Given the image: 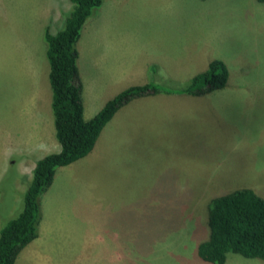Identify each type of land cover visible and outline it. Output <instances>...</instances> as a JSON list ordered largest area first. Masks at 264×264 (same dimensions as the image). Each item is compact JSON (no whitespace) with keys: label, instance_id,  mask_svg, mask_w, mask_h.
<instances>
[{"label":"rangeland","instance_id":"rangeland-1","mask_svg":"<svg viewBox=\"0 0 264 264\" xmlns=\"http://www.w3.org/2000/svg\"><path fill=\"white\" fill-rule=\"evenodd\" d=\"M68 5L0 0V226L17 213L30 179L29 163L18 154L8 161L2 155L17 150L8 149V133L26 127L34 101L49 92L43 26L53 29L58 10ZM101 5L77 42L83 75L97 78V85L109 83L101 100L148 80L165 81L158 70L115 82L118 54L125 49L121 41L136 40L130 34L141 36L147 54L166 52L167 60L179 63L175 82L166 80L165 86L180 88L218 59L227 69L225 87L199 96L202 105L189 102L194 111L176 117L175 106L154 102L141 110L136 104L125 108L120 131L132 145L120 141L122 133L104 131L101 147L57 168L39 197V235L13 264H208L198 259L196 246L207 238L209 200L249 188L264 199V0H101ZM97 34L111 37L95 42ZM92 51L113 56L105 74L95 66L90 70ZM233 98L248 104L219 102ZM224 264L264 261L228 253Z\"/></svg>","mask_w":264,"mask_h":264},{"label":"trees","instance_id":"trees-1","mask_svg":"<svg viewBox=\"0 0 264 264\" xmlns=\"http://www.w3.org/2000/svg\"><path fill=\"white\" fill-rule=\"evenodd\" d=\"M69 9L60 13L58 24L43 26L42 41L50 92L49 109L57 152L34 162L30 179L19 197L15 216L0 226V264H13L19 252L37 236L39 197L50 186L57 168L84 158L114 113L133 99L156 94L199 97L225 87L228 73L221 60L207 62L205 69L184 81L180 88L148 80L126 87L106 100L88 120L83 119L82 83L77 67L76 45L86 20L101 0H67ZM55 27V28H54ZM155 64L145 75L158 72ZM146 81V79H145ZM207 238L196 246V256L208 264H224L226 254L264 261V200L250 189H238L212 197L207 204Z\"/></svg>","mask_w":264,"mask_h":264},{"label":"crops","instance_id":"crops-1","mask_svg":"<svg viewBox=\"0 0 264 264\" xmlns=\"http://www.w3.org/2000/svg\"><path fill=\"white\" fill-rule=\"evenodd\" d=\"M104 4L102 3L101 8H103ZM62 11V10H61ZM58 15L60 18V10H58ZM95 13V17L100 16L101 14ZM56 23V25L59 22ZM54 19V17H52ZM97 22V20H96ZM99 22V21H98ZM47 24V23H46ZM55 25V26H56ZM92 27V24H91ZM83 28V27H82ZM96 37V38H95ZM94 41H107L109 35H103V34H97L95 35ZM111 37V35H110ZM109 37V39H110ZM131 38H135V43L133 45H130L125 40L121 41L122 43H125L123 47L125 48L122 52L118 54L119 60L117 61V72L120 74L119 77L115 79V82H118V80L122 78H129L132 76L139 75L140 77L142 74H145L146 68L150 64L157 65L158 69L162 72V74L165 75V78H168L170 80H176L174 79V75H178L180 73V65L178 62H174L172 57L170 56L168 60L165 58L166 52H158L155 56L149 55L146 53V46L145 44H141L139 42L141 36H132L130 34ZM108 39V41H109ZM107 41V42H108ZM127 43V44H126ZM78 43L76 45L77 50V59H76V67L78 71V75L80 78V81L82 83V92H81V100H82V107H83V119L88 120L90 119L103 105V103L106 100H101V96L103 93H105V90L108 89L109 83L106 81L105 85H97L98 79H87L83 75V66L81 64V59L79 55V49L77 48ZM132 50V52L130 50ZM97 50V47L96 49ZM135 56L137 59L136 61H131L130 58ZM112 55H102L100 53H97L96 51L91 52V61L89 62V68L91 71L95 70L94 66L97 67L96 70H99L105 74V70L107 67H110L111 64H113L112 61ZM111 60V61H110ZM189 60H187L186 66L188 67ZM193 65V61H192ZM178 68V69H177ZM46 75V73H45ZM145 81V80H143ZM144 82H142L143 84ZM118 93V92H117ZM40 98V97H38ZM37 99V98H36ZM39 100V99H38ZM45 100V102H43ZM198 102L202 105V102H204V98L200 97H194L189 95H179V94H156L141 98H136L128 102L127 104L120 107L112 116V118L105 124V126L102 128L101 132L98 135V138L96 139L94 146L92 149H97L101 147V138L103 136L104 131H112L115 133H122L120 131L121 122L125 115H123V110L129 106H133L136 104L135 108H138L141 110V107L147 106L149 103L154 102V104H160L163 106H171L176 107V115L177 112L186 110L187 112H191L194 110H191V105L189 102L191 101ZM49 101H50V92L46 91L44 92V98L39 101H34V107L32 108V113L30 114L33 116V119L27 120L26 127L25 124L20 128V126H17L16 130H11L8 133V138L10 137L12 139V142L10 141V146L8 149H17L16 151H5L2 155L5 156V159L8 161L10 157H13V155L18 154L22 158V163H29V173L28 176H30L31 169L33 168L34 162L39 159L40 157L48 154L57 152L59 150V146L55 141L54 138V130L52 126V118L50 115V109H49ZM225 99H222L220 104L223 106L225 105H245L248 103H241L242 99L233 98L229 100L228 102H225ZM236 102V103H235ZM211 110V109H210ZM236 112V111H235ZM232 113V112H231ZM250 113L249 110H245V116ZM253 114V111L251 112ZM24 128L23 131H21ZM132 130H130L131 134ZM122 139L118 138L122 143L131 144L130 139L125 138V133H122ZM10 139V140H11ZM52 151V152H48ZM41 153V154H38ZM261 154V151L259 152ZM37 155V156H35ZM86 158V157H84ZM19 165V169H21L22 164L20 162H17ZM256 168L260 166L258 163L255 165ZM18 169V170H19ZM22 173V172H21ZM250 189V188H249ZM259 195V194H258ZM261 196V195H260ZM262 197V196H261ZM260 197V198H261ZM263 199V198H261ZM264 200V199H263ZM41 222L38 223L37 228V236L39 235L40 229H41ZM36 236V238H37ZM35 238V239H36ZM226 262V260H225ZM224 262V263H225Z\"/></svg>","mask_w":264,"mask_h":264}]
</instances>
